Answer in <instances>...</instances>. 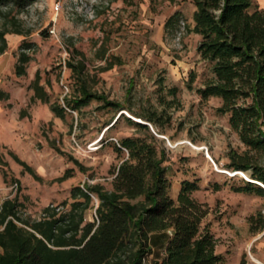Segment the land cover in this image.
Masks as SVG:
<instances>
[{"label": "rangeland", "instance_id": "obj_1", "mask_svg": "<svg viewBox=\"0 0 264 264\" xmlns=\"http://www.w3.org/2000/svg\"><path fill=\"white\" fill-rule=\"evenodd\" d=\"M56 2L0 9V33L9 31L0 56V205L14 201L19 216L35 222L48 207L71 203L75 187L99 184L111 191L127 158L115 146L144 135L124 115L150 127L172 186L199 183L193 197L209 207L203 226L214 233L225 264H264V197L243 190L249 173L228 167L238 161L264 165V155L244 146L229 115L219 112L220 99L198 95L213 76L190 30L192 1L63 0L59 12ZM257 3L264 8V0ZM176 12L184 23L167 32ZM21 55L28 62L20 63ZM82 65L79 74L74 67ZM35 83L50 103L36 97ZM82 85L124 108L93 101L80 111L69 109ZM52 104L65 109L63 119ZM153 112L161 119L158 127L134 116ZM97 204L94 197L87 222L96 220Z\"/></svg>", "mask_w": 264, "mask_h": 264}, {"label": "trees", "instance_id": "obj_2", "mask_svg": "<svg viewBox=\"0 0 264 264\" xmlns=\"http://www.w3.org/2000/svg\"><path fill=\"white\" fill-rule=\"evenodd\" d=\"M36 1L0 0V9L24 11ZM191 1L195 7L192 32L201 38L197 54L211 66L213 76L198 95L203 100L220 99L219 112L229 115V125L244 146L264 155V9L257 0ZM183 23V15L176 12L165 29H180ZM8 32L0 33V56L8 49ZM28 60L21 55L20 63ZM74 68L81 74L84 67ZM16 70L23 72L21 65ZM33 88L41 102L50 103L42 87L35 83ZM93 101L124 108L91 93L85 85L67 106L76 112ZM51 110L64 118L66 111L60 105L52 104ZM134 116L154 127L161 121L154 112ZM121 118L144 135L121 139L115 146L118 154L126 151L127 158L115 171L113 189L108 191L99 184L75 187L71 203L48 207L35 222L19 216L16 202L5 201L0 205V264H225L216 252L214 233L203 226L209 207L193 197L200 190L199 183L182 181L179 195L173 199L164 166L166 155L156 147L150 127L124 115ZM228 167L249 173L243 190L264 197V165L238 161ZM94 197L98 200L96 220L87 222L86 212L94 208ZM62 208L67 209L59 213ZM168 231L171 237L164 258L152 260L150 236Z\"/></svg>", "mask_w": 264, "mask_h": 264}, {"label": "crops", "instance_id": "obj_3", "mask_svg": "<svg viewBox=\"0 0 264 264\" xmlns=\"http://www.w3.org/2000/svg\"><path fill=\"white\" fill-rule=\"evenodd\" d=\"M262 9H264V8H262ZM194 12H195V7H193V11L191 13L190 21H189L190 25H191V27H190L191 32H192V29L194 28V21H193ZM196 36L199 38V43H200V40H201L200 36H198V35H196ZM199 43H198V45H199ZM180 187H181L180 183L174 184L172 186V192L174 193V197L175 196L178 197ZM170 237H171V231L154 233L150 236V247L152 249L151 259L152 260L161 261L164 258V249H165V246L167 245L168 241L170 240Z\"/></svg>", "mask_w": 264, "mask_h": 264}, {"label": "built area", "instance_id": "obj_4", "mask_svg": "<svg viewBox=\"0 0 264 264\" xmlns=\"http://www.w3.org/2000/svg\"><path fill=\"white\" fill-rule=\"evenodd\" d=\"M62 1L63 0H57L55 7H56V11L59 12L62 8ZM252 264V263H251ZM253 264H258L256 260H253Z\"/></svg>", "mask_w": 264, "mask_h": 264}, {"label": "bare ground", "instance_id": "obj_5", "mask_svg": "<svg viewBox=\"0 0 264 264\" xmlns=\"http://www.w3.org/2000/svg\"><path fill=\"white\" fill-rule=\"evenodd\" d=\"M258 264H261L260 262L257 261Z\"/></svg>", "mask_w": 264, "mask_h": 264}, {"label": "water", "instance_id": "obj_6", "mask_svg": "<svg viewBox=\"0 0 264 264\" xmlns=\"http://www.w3.org/2000/svg\"><path fill=\"white\" fill-rule=\"evenodd\" d=\"M139 123H141V122H139Z\"/></svg>", "mask_w": 264, "mask_h": 264}]
</instances>
